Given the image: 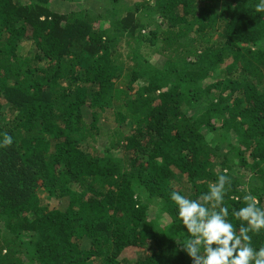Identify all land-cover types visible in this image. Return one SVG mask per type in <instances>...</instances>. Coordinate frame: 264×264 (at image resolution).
<instances>
[{"label":"trees","instance_id":"1","mask_svg":"<svg viewBox=\"0 0 264 264\" xmlns=\"http://www.w3.org/2000/svg\"><path fill=\"white\" fill-rule=\"evenodd\" d=\"M257 3L0 0V264H192L171 191L225 169L264 205Z\"/></svg>","mask_w":264,"mask_h":264},{"label":"clouds","instance_id":"2","mask_svg":"<svg viewBox=\"0 0 264 264\" xmlns=\"http://www.w3.org/2000/svg\"><path fill=\"white\" fill-rule=\"evenodd\" d=\"M256 11L264 13V0L256 4ZM0 136V148L13 143L12 135ZM230 184L228 169H225L215 183L209 184L208 192L196 198L176 189L171 191L170 199L175 202L181 224L188 233L180 245L192 264H264V245L254 247L249 235L264 230V205L256 195L246 193L244 206L231 210V216L240 221L237 231L229 219V208L223 205L226 186Z\"/></svg>","mask_w":264,"mask_h":264},{"label":"rangeland","instance_id":"3","mask_svg":"<svg viewBox=\"0 0 264 264\" xmlns=\"http://www.w3.org/2000/svg\"><path fill=\"white\" fill-rule=\"evenodd\" d=\"M55 3H56V6H59V4H57L58 3L57 1ZM70 4H71L70 7H73V4L72 3H70ZM99 4H102V3H99ZM83 7H84V5L81 4V8H83ZM57 8H59V7H57ZM76 8H78V6ZM106 116H108V115H106ZM109 118L111 119L112 117H109ZM249 175H250L249 171H243V178L244 179H247L249 177ZM46 201L49 204V206L52 207V208L59 204V203H57V201H53L51 199H47ZM156 216H157V221H158L159 225L161 223H163V221L165 220V217L164 216H160V212H157Z\"/></svg>","mask_w":264,"mask_h":264}]
</instances>
